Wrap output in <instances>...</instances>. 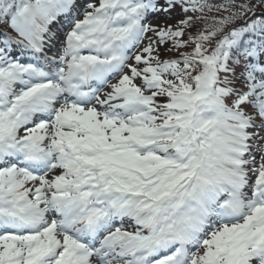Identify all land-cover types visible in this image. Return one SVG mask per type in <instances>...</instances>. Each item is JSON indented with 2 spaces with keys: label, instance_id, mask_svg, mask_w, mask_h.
<instances>
[{
  "label": "snow or ice",
  "instance_id": "6c2138e0",
  "mask_svg": "<svg viewBox=\"0 0 264 264\" xmlns=\"http://www.w3.org/2000/svg\"><path fill=\"white\" fill-rule=\"evenodd\" d=\"M0 28V264H264V0H0Z\"/></svg>",
  "mask_w": 264,
  "mask_h": 264
},
{
  "label": "rangeland",
  "instance_id": "374dc122",
  "mask_svg": "<svg viewBox=\"0 0 264 264\" xmlns=\"http://www.w3.org/2000/svg\"><path fill=\"white\" fill-rule=\"evenodd\" d=\"M175 12L176 10H174L172 13H171V16L170 18H172L173 16H175ZM149 22L152 23V24H163V23H168V24H171V22H169V18L167 20H165L164 16L162 14H157L156 16H152L149 18ZM60 28V25L58 26L57 29ZM66 30V29H65ZM57 31V30H56ZM147 41H145L144 43H146ZM57 47H59V45H57ZM161 52L163 54V48L161 49ZM162 58H163V55H162ZM22 61L23 58H21Z\"/></svg>",
  "mask_w": 264,
  "mask_h": 264
},
{
  "label": "trees",
  "instance_id": "16d2710c",
  "mask_svg": "<svg viewBox=\"0 0 264 264\" xmlns=\"http://www.w3.org/2000/svg\"><path fill=\"white\" fill-rule=\"evenodd\" d=\"M176 14L175 16H173L172 18H169V22H171V24H175L176 21L180 18V14H179V11L176 10ZM0 31H3V28H0ZM163 52H164V49H163ZM163 58H167V56H163Z\"/></svg>",
  "mask_w": 264,
  "mask_h": 264
}]
</instances>
